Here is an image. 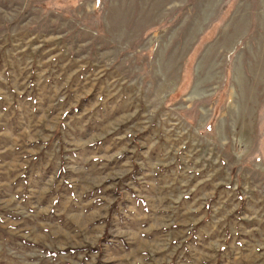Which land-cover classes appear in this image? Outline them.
<instances>
[{
  "label": "rangeland",
  "instance_id": "obj_1",
  "mask_svg": "<svg viewBox=\"0 0 264 264\" xmlns=\"http://www.w3.org/2000/svg\"><path fill=\"white\" fill-rule=\"evenodd\" d=\"M0 264H264V0H0Z\"/></svg>",
  "mask_w": 264,
  "mask_h": 264
}]
</instances>
